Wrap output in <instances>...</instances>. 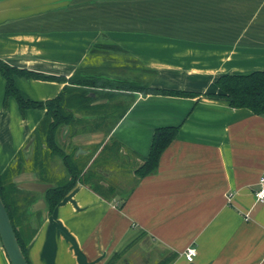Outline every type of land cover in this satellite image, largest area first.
I'll return each instance as SVG.
<instances>
[{
    "label": "crops",
    "instance_id": "crops-1",
    "mask_svg": "<svg viewBox=\"0 0 264 264\" xmlns=\"http://www.w3.org/2000/svg\"><path fill=\"white\" fill-rule=\"evenodd\" d=\"M102 34L124 50L116 67L131 66L150 87L195 95L135 93L108 134L72 137L118 196L106 200L77 182L39 224L29 216V263L106 264L138 247L157 255L151 264H264V202L254 196L264 173V114L215 95L221 75L264 70V0H0V59L9 65L69 78ZM15 86L24 99L46 101L64 82L16 77ZM3 100L0 74V173L44 115L29 109L22 117L12 97ZM162 126L179 130L156 170L135 181ZM111 140L127 166L100 154ZM29 174L26 181L38 182ZM189 246L197 251L190 263ZM0 264H10L1 243Z\"/></svg>",
    "mask_w": 264,
    "mask_h": 264
},
{
    "label": "trees",
    "instance_id": "trees-1",
    "mask_svg": "<svg viewBox=\"0 0 264 264\" xmlns=\"http://www.w3.org/2000/svg\"><path fill=\"white\" fill-rule=\"evenodd\" d=\"M118 52H124V50L104 34L100 35L90 47L84 61L69 78L18 68L0 59V74L4 79L3 104L6 105L7 99L12 97L22 117L29 109L44 110L42 119L32 132L33 143L30 152L24 153L23 149L20 150L14 161L0 173V197L28 264L30 263L26 254V246L36 232V229L32 228L28 222V218L31 215H37L39 224L41 214L29 211V206L36 200V193L18 189L13 177L32 171L36 173L39 182L53 185L43 194L47 215L52 214L77 182L87 186L104 199L111 200L114 196H118L117 187L113 184H104L105 179L96 171L95 162L87 167L88 158L84 161L83 155L75 156L76 150L67 153L63 149L58 139L61 129L64 126L68 127L69 138L90 130H103L108 134L128 107L129 97L135 93L195 95V93L186 91L150 87L143 80L142 73L132 72L131 66H126L129 75L112 74L113 72H109L107 67L110 66L108 64L112 59L110 56ZM97 57L108 58L105 59V63H98L99 65L88 63ZM148 74L152 75L151 72ZM16 77L64 82V86L52 99L33 101L24 99L20 95L15 86ZM215 86L219 90V93L215 95L227 99L231 107L246 108L256 115L264 114V70L221 75L215 81ZM80 126L82 129L77 131V127ZM88 126H90L89 129ZM178 130L179 126H162L153 130L148 154L141 159L133 171L135 181L156 170L160 155L176 137ZM97 148L98 146L95 150ZM119 150L120 144L111 140L103 145L100 154L105 153L109 161L119 160L127 166L124 158L120 160ZM52 157L61 160L67 174V177L56 182L48 177V159ZM119 196L123 204L128 193L119 194ZM114 258L117 256L114 255L106 264H112Z\"/></svg>",
    "mask_w": 264,
    "mask_h": 264
},
{
    "label": "rangeland",
    "instance_id": "rangeland-1",
    "mask_svg": "<svg viewBox=\"0 0 264 264\" xmlns=\"http://www.w3.org/2000/svg\"><path fill=\"white\" fill-rule=\"evenodd\" d=\"M110 57H112V59L110 60L109 64L110 66L107 67V70L109 72H111L112 74H120V75H125L126 76V71L123 72V70H121L118 66L116 67V64L118 61H114V58L116 57L115 54L111 55ZM108 57H104V58H101V57H97L96 59H92V63L95 64V63H105V59L107 60ZM123 59H126V63L129 61V62H133V60L129 57H123ZM124 61V60H123ZM90 63V62H88ZM101 63V64H102ZM120 64V63H118ZM129 75V74H127ZM132 76V75H130ZM90 128V126H88V129ZM81 126L80 127H77V131L78 130H81ZM83 133V132H82ZM58 139H59V143L60 145L63 147V149L67 152V153H71L73 152L74 150L77 151L78 148H80L81 150L83 148H86L85 145H82L81 143H79V141H75L72 139V138H69L68 136V131L65 132L63 130V128L61 129V131L59 132V136H58ZM75 151V153H76ZM48 166L50 168V170L48 171L50 173V178L53 182H56L58 180H62L64 179L65 177H67V174H66V171L61 163V160L59 158H56V157H52V158H49L48 159ZM120 170H117V173L119 172ZM31 171H28V172H25L23 174V176H20L18 179H17V183L19 182H22V180L26 181L28 179V177L30 176V173ZM127 185V183H126ZM36 195V198L39 197L38 193L35 194ZM38 216L35 215L34 218H33V226L34 224H36L37 222V218ZM150 256V257H149ZM157 255L155 254H151L150 253H145V252H141L140 251V248L138 247H133L128 253H125L123 254L122 256H120L119 258H116L113 260L112 264H151L153 262V259H156ZM160 264H165V262H161Z\"/></svg>",
    "mask_w": 264,
    "mask_h": 264
},
{
    "label": "water",
    "instance_id": "water-1",
    "mask_svg": "<svg viewBox=\"0 0 264 264\" xmlns=\"http://www.w3.org/2000/svg\"><path fill=\"white\" fill-rule=\"evenodd\" d=\"M78 116V115H77ZM63 130L68 131V127L64 126ZM33 143V138L24 145V153H29ZM83 152L80 148L77 149L75 155ZM17 188L24 191H31L38 193L39 197L29 206L30 212H40L41 220H44L47 215L46 203L43 198V194L53 185L51 183H42L37 181H23L17 183ZM0 243L2 248L8 258L10 264H28L22 250L19 246L17 237L15 235L11 220L9 218L8 212L2 202L0 197Z\"/></svg>",
    "mask_w": 264,
    "mask_h": 264
},
{
    "label": "built area",
    "instance_id": "built-area-1",
    "mask_svg": "<svg viewBox=\"0 0 264 264\" xmlns=\"http://www.w3.org/2000/svg\"><path fill=\"white\" fill-rule=\"evenodd\" d=\"M254 196L257 202H264V173L260 176L258 180V188L255 191ZM196 254L197 251L193 246L187 247L183 252L185 260L189 263L193 261Z\"/></svg>",
    "mask_w": 264,
    "mask_h": 264
},
{
    "label": "flooded vegetation",
    "instance_id": "flooded-vegetation-1",
    "mask_svg": "<svg viewBox=\"0 0 264 264\" xmlns=\"http://www.w3.org/2000/svg\"><path fill=\"white\" fill-rule=\"evenodd\" d=\"M31 138H32V137H31ZM23 152H24V151H23ZM23 173H25V172H23ZM23 173H22V174H23ZM34 173H35V172H34ZM35 174H36V173H35ZM36 177H37V175H36ZM37 178H38V177H37ZM38 182H39V180H38Z\"/></svg>",
    "mask_w": 264,
    "mask_h": 264
}]
</instances>
